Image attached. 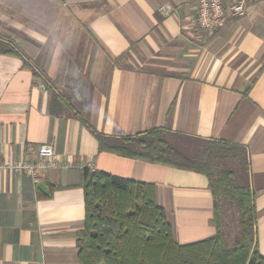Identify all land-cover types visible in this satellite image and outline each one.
Here are the masks:
<instances>
[{"label": "crops", "instance_id": "1", "mask_svg": "<svg viewBox=\"0 0 264 264\" xmlns=\"http://www.w3.org/2000/svg\"><path fill=\"white\" fill-rule=\"evenodd\" d=\"M194 1L0 0V40L19 53L0 52V159L51 143L72 164L39 173L44 187L0 172V264H81L87 162L150 184L177 242L213 235L205 175L98 148L95 133L153 127L245 149L264 256V0L212 32L196 26Z\"/></svg>", "mask_w": 264, "mask_h": 264}, {"label": "trees", "instance_id": "2", "mask_svg": "<svg viewBox=\"0 0 264 264\" xmlns=\"http://www.w3.org/2000/svg\"><path fill=\"white\" fill-rule=\"evenodd\" d=\"M0 52L19 55L1 40ZM124 55L125 51L116 56L115 63L124 60ZM76 115L91 128L79 111ZM95 135L101 151L205 175L213 199L211 222L216 230L206 238L179 243L164 209L155 202L150 184L84 167V220L76 232V258L81 264H264L255 241V213L242 146L189 138L159 127L123 138ZM181 140L187 145H180ZM193 145L199 146L196 154L192 153ZM225 203L234 208L238 226L232 243L224 230Z\"/></svg>", "mask_w": 264, "mask_h": 264}, {"label": "built area", "instance_id": "3", "mask_svg": "<svg viewBox=\"0 0 264 264\" xmlns=\"http://www.w3.org/2000/svg\"><path fill=\"white\" fill-rule=\"evenodd\" d=\"M260 0H195V24L203 30L212 32L219 28L226 19L238 17L244 14L248 3ZM85 167L94 169L90 162ZM72 164L62 160L56 154L51 143H41L38 149V158L14 160L10 158L0 159V172L10 171L25 173L31 176L34 182H38L39 173L50 168H65Z\"/></svg>", "mask_w": 264, "mask_h": 264}, {"label": "rangeland", "instance_id": "4", "mask_svg": "<svg viewBox=\"0 0 264 264\" xmlns=\"http://www.w3.org/2000/svg\"><path fill=\"white\" fill-rule=\"evenodd\" d=\"M179 142H180V145H182V146L187 145V143H185L183 140H181ZM192 148H193L192 153L196 154L198 152L199 146L193 145ZM239 174H240L241 178L244 177L243 171L239 172ZM224 207H225L226 212H227V220H226L227 224L224 227L225 235H226L227 241L229 243H232L233 239L238 234L237 221H236L235 215H234V208L229 203H225Z\"/></svg>", "mask_w": 264, "mask_h": 264}, {"label": "water", "instance_id": "5", "mask_svg": "<svg viewBox=\"0 0 264 264\" xmlns=\"http://www.w3.org/2000/svg\"><path fill=\"white\" fill-rule=\"evenodd\" d=\"M37 185H38L39 187H44L43 181H38V182H37Z\"/></svg>", "mask_w": 264, "mask_h": 264}]
</instances>
